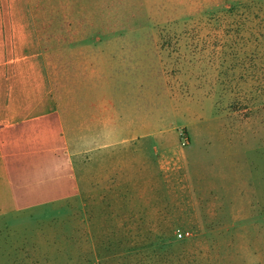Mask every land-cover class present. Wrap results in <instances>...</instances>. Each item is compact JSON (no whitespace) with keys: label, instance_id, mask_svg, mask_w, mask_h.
<instances>
[{"label":"rangeland","instance_id":"obj_1","mask_svg":"<svg viewBox=\"0 0 264 264\" xmlns=\"http://www.w3.org/2000/svg\"><path fill=\"white\" fill-rule=\"evenodd\" d=\"M176 2H129L163 18L171 43L162 53L171 94L153 83L155 112L141 102V118H155L141 122V134L155 132L141 138V195L129 187L124 201L91 202L82 170L81 196L0 220V264H264V0H197L216 18L186 24ZM140 25L127 32L141 35ZM103 165L93 173H114Z\"/></svg>","mask_w":264,"mask_h":264},{"label":"crops","instance_id":"obj_2","mask_svg":"<svg viewBox=\"0 0 264 264\" xmlns=\"http://www.w3.org/2000/svg\"><path fill=\"white\" fill-rule=\"evenodd\" d=\"M129 2L0 0V220L81 196L82 170H91V202L119 193L124 201L129 187L141 195V138L155 135L141 134V122L155 119L141 118V102L154 101L155 112L153 83L170 93L162 55L170 41L163 18H143L144 7ZM176 3L185 24L216 18L197 0L191 16L190 0ZM134 21L141 35L127 32ZM108 161L114 173H93Z\"/></svg>","mask_w":264,"mask_h":264},{"label":"trees","instance_id":"obj_3","mask_svg":"<svg viewBox=\"0 0 264 264\" xmlns=\"http://www.w3.org/2000/svg\"><path fill=\"white\" fill-rule=\"evenodd\" d=\"M151 236H153V234H151ZM151 241H152V244L150 245V247L155 248V246H156L157 244L155 243V241H154L153 238H151ZM172 243H173V240H172V239H169V240H168L167 238H162V237H159V238H158V244H160L161 246L169 247V246L172 245ZM132 250H134V249H132ZM132 250H130V251H132ZM141 256H143V251H142V249H141ZM152 256H153V255H152ZM150 264H152V262H151Z\"/></svg>","mask_w":264,"mask_h":264},{"label":"built area","instance_id":"obj_4","mask_svg":"<svg viewBox=\"0 0 264 264\" xmlns=\"http://www.w3.org/2000/svg\"><path fill=\"white\" fill-rule=\"evenodd\" d=\"M178 239H185V238H189L191 236L190 232H184L181 230H178L176 232Z\"/></svg>","mask_w":264,"mask_h":264}]
</instances>
